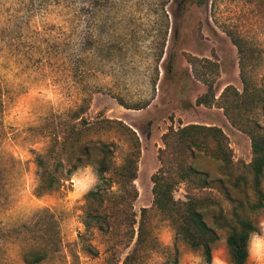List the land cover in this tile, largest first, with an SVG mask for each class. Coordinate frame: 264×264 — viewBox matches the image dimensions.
<instances>
[{
	"label": "rangeland",
	"instance_id": "rangeland-1",
	"mask_svg": "<svg viewBox=\"0 0 264 264\" xmlns=\"http://www.w3.org/2000/svg\"><path fill=\"white\" fill-rule=\"evenodd\" d=\"M233 38L258 101L246 121L264 129V0H0V264H26L23 254L34 250L48 252L40 264H206L152 207L151 177L162 135L189 124L219 127L233 162H250V139L217 101L226 86L242 91ZM189 56L195 75L214 81L210 106L195 102L206 86ZM107 120L135 131L137 176L134 189L113 187L103 204L88 203L66 171L76 156L78 168L93 166L96 152L83 146L98 142L115 143L121 162L125 139ZM37 155L63 163L54 174L65 175L40 197ZM188 162L221 176L210 154ZM184 196L178 185L175 200ZM212 196L227 206L218 191ZM88 212L98 219L86 229ZM250 218L264 232V208ZM216 235L209 264H231L226 230ZM246 264H254L248 251Z\"/></svg>",
	"mask_w": 264,
	"mask_h": 264
},
{
	"label": "trees",
	"instance_id": "trees-1",
	"mask_svg": "<svg viewBox=\"0 0 264 264\" xmlns=\"http://www.w3.org/2000/svg\"><path fill=\"white\" fill-rule=\"evenodd\" d=\"M97 5L102 0H86ZM193 0H184L190 2ZM239 55L240 79L242 91L233 86H226L218 98V106L230 124L246 134L250 139L251 159L248 164H235L226 135L217 126L189 124L177 129L169 128L161 137L163 148L158 151L159 167L152 175V207L158 211L174 228L175 237L194 250L200 249L204 263L211 262V251L218 237L216 230H226V246L231 264H246L247 242L249 233L257 232V227L250 215L259 213L264 208V129L257 122H248L246 118L252 107L258 104L257 96L251 91L249 81L245 76L247 56L243 45L237 39H232ZM207 65H217L209 59H202ZM196 59L188 57L194 76L206 86V92L196 99L197 105L210 106L216 100L213 92V79L195 75ZM1 98V97H0ZM259 100V99H258ZM1 104V103H0ZM113 124V129L119 132L126 143V149L121 162L115 158V143L98 142L84 145L83 150L95 151L96 168L100 180L94 190L86 195V202L95 201L103 204V194L116 188L122 190L130 187L137 176V160L140 154L139 139L129 126L121 121L107 120ZM1 126V125H0ZM0 128V136H1ZM86 153V155L88 156ZM210 154L221 166V176L212 177L188 160ZM71 168L66 171L70 175L82 163V158L76 156L71 161ZM38 184L34 194L38 197L61 186L65 175H55L54 172L64 164L57 162L55 167L47 164L44 157H35ZM178 185L185 190L184 200H175L174 191ZM218 191L227 202L222 207L212 196V191ZM212 213V226L206 222V215ZM98 219V215L86 213L83 222L86 229L91 224L89 220ZM141 229V228H140ZM139 243V242H138ZM55 244V243H54ZM56 250L54 249V252ZM48 257L45 250H34L23 254L26 264H40ZM131 257H127L126 260Z\"/></svg>",
	"mask_w": 264,
	"mask_h": 264
},
{
	"label": "clouds",
	"instance_id": "clouds-1",
	"mask_svg": "<svg viewBox=\"0 0 264 264\" xmlns=\"http://www.w3.org/2000/svg\"><path fill=\"white\" fill-rule=\"evenodd\" d=\"M99 174L92 165H83L73 171L70 181L73 187L79 186L81 195L94 190L99 183ZM247 251L254 264H264V232H251L247 242Z\"/></svg>",
	"mask_w": 264,
	"mask_h": 264
}]
</instances>
